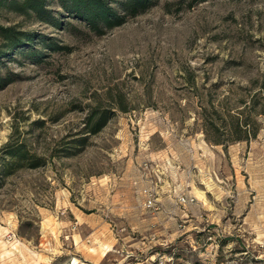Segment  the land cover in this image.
<instances>
[{
    "label": "rangeland",
    "instance_id": "obj_1",
    "mask_svg": "<svg viewBox=\"0 0 264 264\" xmlns=\"http://www.w3.org/2000/svg\"><path fill=\"white\" fill-rule=\"evenodd\" d=\"M45 3L59 25L0 9L29 34L0 36V264H264V0L98 30ZM224 110L255 137L207 140Z\"/></svg>",
    "mask_w": 264,
    "mask_h": 264
},
{
    "label": "trees",
    "instance_id": "obj_2",
    "mask_svg": "<svg viewBox=\"0 0 264 264\" xmlns=\"http://www.w3.org/2000/svg\"><path fill=\"white\" fill-rule=\"evenodd\" d=\"M59 7L69 16L77 17L84 20L87 25L93 29L114 28L124 19L134 17L146 10L149 6V0H56ZM46 0H0L1 7L11 10L22 15H35L40 21L49 22L55 26L59 25V21L52 15L51 10L46 7ZM0 36L7 42V47L12 45L26 46L29 42V34H26L27 40H23L19 32L14 31L13 27H3L0 25ZM2 52L0 51V56ZM227 111V112H226ZM226 112V113H225ZM215 118L218 117V110H213ZM224 114L230 116L229 122L221 121L220 124L215 122V118L206 120L203 118V127L207 140L216 144L225 141L249 140L255 137L256 132L254 126L250 124V118L243 116V111H237L230 115L228 110H224ZM94 117L91 114V119ZM220 118V117H219ZM100 125L102 127L107 117H100ZM219 128H223L222 132ZM92 129V128H91ZM100 128L89 130V132H97ZM225 131V132H224ZM222 133H227L226 137H222Z\"/></svg>",
    "mask_w": 264,
    "mask_h": 264
},
{
    "label": "built area",
    "instance_id": "obj_3",
    "mask_svg": "<svg viewBox=\"0 0 264 264\" xmlns=\"http://www.w3.org/2000/svg\"><path fill=\"white\" fill-rule=\"evenodd\" d=\"M144 193H145L144 195L147 199V206H149V207L152 206V202H153L152 192L149 189H147V190H144ZM182 200H184V198H182Z\"/></svg>",
    "mask_w": 264,
    "mask_h": 264
},
{
    "label": "bare ground",
    "instance_id": "obj_4",
    "mask_svg": "<svg viewBox=\"0 0 264 264\" xmlns=\"http://www.w3.org/2000/svg\"><path fill=\"white\" fill-rule=\"evenodd\" d=\"M72 264H87L86 262H84V261H80V260H78V259H76V258H74V260H73V263Z\"/></svg>",
    "mask_w": 264,
    "mask_h": 264
}]
</instances>
